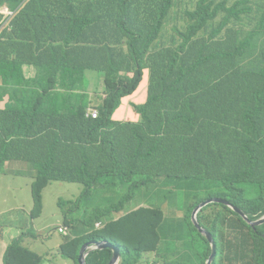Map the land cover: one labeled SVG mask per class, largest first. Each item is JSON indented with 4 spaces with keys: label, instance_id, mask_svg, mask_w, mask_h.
I'll return each mask as SVG.
<instances>
[{
    "label": "trees",
    "instance_id": "obj_1",
    "mask_svg": "<svg viewBox=\"0 0 264 264\" xmlns=\"http://www.w3.org/2000/svg\"><path fill=\"white\" fill-rule=\"evenodd\" d=\"M253 1L229 8L226 0H0V8L13 12L9 18L0 14V21L8 22L0 25V133L5 136L0 162L39 166L31 183L33 215L42 210L43 189L55 182L130 184L132 195L144 186L163 194L176 211L170 195L180 193L184 217L177 221L182 236L175 234V241L184 234V241L197 242L201 264L213 252L191 217L201 203L222 198L252 221L264 217V68L244 95L236 77L254 73L264 60V22L253 21L258 27L243 31L233 26ZM115 19L123 27L113 26ZM252 39L263 45L260 60L246 58L259 49H251ZM153 44L166 48L157 56L148 54ZM86 68L105 78L97 119L85 115V91L74 93ZM136 91L146 94L143 103L130 104L138 122L113 120L122 98ZM72 96H77L73 104ZM54 115L68 116L54 120ZM102 140L107 145L99 152L95 147ZM76 141L94 149L86 156L97 170L90 165L83 175L67 160ZM116 174L119 179L110 178ZM241 182L256 194L247 196L238 188ZM102 204L90 215L91 232L66 238L63 259L79 264L81 246L101 241L119 249L120 264H146L150 253L160 264H176L162 258L168 246L159 232L168 220L162 209H139L115 219V199ZM79 207L77 200L61 212L63 225L75 226L71 217ZM197 220L214 239L212 264H264V225L251 227L220 203L207 206ZM98 222L101 228L95 227ZM194 230L202 239L191 236ZM11 241L4 264L40 262L19 238ZM98 253L91 251L97 255L92 263L87 256L86 264H108L111 251Z\"/></svg>",
    "mask_w": 264,
    "mask_h": 264
},
{
    "label": "rangeland",
    "instance_id": "obj_2",
    "mask_svg": "<svg viewBox=\"0 0 264 264\" xmlns=\"http://www.w3.org/2000/svg\"><path fill=\"white\" fill-rule=\"evenodd\" d=\"M57 0H55L56 2ZM194 1V0H193ZM9 13L7 10H4ZM123 19V18H122ZM253 21L264 22V7L257 11H249L244 9L243 12H240V19L234 22L233 26L236 30L243 31L247 30L250 26L251 29L253 27H258V25L252 24ZM1 26H7L3 19L0 21ZM113 26L123 27V23L119 20L114 21ZM264 41V39H263ZM251 49L255 48H263V45L258 42L256 39H252ZM166 47H161L159 45L153 44L148 47V54H152L157 56L158 53ZM256 57H259V53H256ZM247 60L251 59V54L248 55ZM251 61V60H250ZM4 61L0 59V65ZM264 68V60L261 63H258L254 70V73L244 76L241 78V82L245 89L241 93L245 94V91L253 89L256 85L255 78L259 75ZM27 74L31 75V70H26ZM146 70H144V73ZM252 72V71H251ZM260 72V73H259ZM250 73V72H249ZM34 74V73H33ZM238 77V75H236ZM104 80L105 78L100 75H94L91 73L89 68H86L84 74L82 76V81L79 85L74 87V93L80 94L85 91L86 95L82 100L85 115L91 117L92 110H96L99 116V111L97 108L91 107L94 104L95 98L101 102L105 98L104 90ZM68 86L63 87V90H67ZM102 86V92L99 89ZM99 93H98V92ZM251 91V90H250ZM130 96V95H129ZM127 96V97H129ZM77 96H72L70 99V103L73 104L77 98ZM122 98L121 104L124 106L125 98ZM0 107H3V103L0 104ZM116 111V110H115ZM114 111V112H115ZM63 116L68 115H54V120H58ZM79 119H83V115H79ZM264 134V132H263ZM4 134L0 133V139H4ZM63 142H60L62 144ZM65 144L63 143V146ZM107 145V141H100V146L104 147ZM15 148L19 147V142L14 144ZM86 146L81 141H76L72 144L71 155L67 160L75 166L79 172L83 175L86 174L88 167L93 164L91 163L86 156ZM139 155H142V152H139ZM22 163V162H21ZM20 165L18 161H13L9 165L6 163L0 162V215H3L4 218L0 217V223H2L3 219H5L6 224L11 223L13 221V226L10 227L11 235L14 238H19L20 242L23 244H28L29 249L32 252H35L37 255L41 256V263L36 262L35 264H46L48 259L52 258L51 255V247L57 243L63 242L64 237L68 234L72 233L71 229H67L65 226H60L66 229L65 234H59L57 223L59 221V214L63 212V210L70 209V203L76 202L79 200V210L74 211L71 217L73 221L72 224L75 226H81L84 230V233L88 234L92 231L91 224L89 222L90 215L94 209L95 205H100L103 203V198L108 196L112 189L116 187H120L122 185H110L109 181H105L104 184H95L84 186L83 184L76 183L68 184V183H60L55 182L46 186L42 191V210L39 215H33V193H32V177L38 171L39 166L37 164L27 165L22 163ZM96 165V163H95ZM6 171V172H1ZM117 174H121L116 172ZM111 176L110 178L119 179V175ZM124 187L127 186L123 185ZM144 187V186H143ZM239 189L244 190L245 194L249 197H253L256 194V190L252 188L251 184L240 183L238 186ZM172 199L170 202L177 207V211L169 206L168 201L165 199L163 194L159 193H136L134 201L135 203H140L141 198H143L144 202L149 208L162 209L164 212V218L168 219L163 224V229L159 231L162 235V240L168 243V246L163 250V261L174 262L176 264H201L203 261V256L198 257V252L201 253L200 245L195 242L192 238L189 239L188 242L184 241L183 237L186 235L183 234L182 238H179L175 241V234L182 236V233L178 228V220H181L184 217V207L179 204L178 198L179 195H170ZM149 198H153L151 201ZM177 199V200H176ZM133 201V195H120L118 201L115 206H125L129 202ZM172 204V203H170ZM217 204V203H216ZM135 204L129 203V206L125 208L128 210L131 206ZM116 208V207H115ZM117 210V208H116ZM115 210V211H116ZM18 212H22L20 215H16ZM173 214L172 217H168V215ZM194 214V212H192ZM193 214H191L193 220ZM199 215V213H198ZM62 216V214H61ZM117 216V215H116ZM31 217L33 219L31 220ZM63 219V216H62ZM194 222V220H193ZM195 224V222H194ZM197 227V225L195 224ZM199 230V228L197 227ZM99 230V229H96ZM5 232V229L0 228V235ZM199 232L203 234L200 230ZM198 231L194 230L191 236H196L197 240L202 239V235ZM252 233V231H250ZM204 235V234H203ZM64 236V237H63ZM190 236V235H188ZM169 240H174L176 244H173V241L169 243ZM246 240H250V237H246ZM97 242V241H95ZM101 242V241H99ZM12 242L9 240L8 246L11 245ZM87 244V243H86ZM85 245V244H84ZM82 245L81 247H83ZM81 249V248H80ZM64 250H67L64 249ZM103 250L110 249H101L92 252H99L100 254ZM91 253V252H90ZM89 253V254H90ZM80 254V250H79ZM89 256V260L91 263L93 262V258L96 257L97 254H91ZM79 256V255H78ZM86 256V258H87ZM112 258V251H111ZM145 261L146 264H153V261L157 260L158 264L161 263L154 253H150ZM111 260V259H110ZM121 261V259H120ZM120 261L118 264H120ZM209 261V260H208ZM206 262V264L208 263ZM109 263V262H108ZM61 264V263H58Z\"/></svg>",
    "mask_w": 264,
    "mask_h": 264
},
{
    "label": "crops",
    "instance_id": "obj_3",
    "mask_svg": "<svg viewBox=\"0 0 264 264\" xmlns=\"http://www.w3.org/2000/svg\"><path fill=\"white\" fill-rule=\"evenodd\" d=\"M239 1H241V0H226L227 7L231 8L236 2H239ZM263 5H264V0H260V1L254 0L253 2L249 3L247 7H248L249 11H257ZM256 53H259V57H256ZM261 56H262V50L259 48L254 54L251 55V59L250 60L251 61L260 60ZM92 74L94 75V77H96V75H99L98 72H94ZM238 78L241 79V77H239V76H238ZM99 89L102 92V86ZM59 90L61 91L62 89H59ZM145 98H146V94H145L144 91H136L135 93H133L129 97L125 98V102L126 103L124 104V110L121 113L118 114L117 112L120 110V108L122 106L119 109H117L112 115L113 120L118 121V122H126V121L138 122L139 118L137 116H135V114L131 111L130 104L131 103H136V104L143 103L145 101ZM4 101H6V99ZM78 101L80 102L81 99H78ZM98 104H99V100H98V102L96 104H94L91 107L97 108ZM95 148H97V150L99 152H101L103 147L98 145ZM86 151H87V154L90 157H92L94 152H95L94 149H92L90 147L86 148ZM98 166H99L98 164H96V165L95 164H91V171L97 170ZM99 168L103 169V166L99 167ZM130 169H131V167L127 163V165L124 167V170L126 171L127 174L130 172ZM129 186H130V184H128L126 187H124V186L116 187L114 189L115 193L114 194H112V193L108 194V196H105L103 198V200L106 199V198H113V199H115V202H117L120 195H132L130 190H129ZM213 188L214 187L211 186L208 190H211ZM204 190H206V189H204ZM151 191L155 192V193H158L156 189L145 190L144 187L134 188L133 201L129 202V203H133L135 205L131 206L128 210H126V212H125V208H127L129 206V203L127 205H125V206H120V204L117 205V206L114 205L117 208V210L114 212L115 213V219H117L118 217L123 216V215H125V214H127L129 212H133V211L135 212V211H138L139 209L149 208L146 205V203L144 202L143 198H141V202L138 203V204L135 203L134 198H135V194L136 193H148V192H151ZM180 197H182L181 194H180ZM181 206H182V204H181ZM99 207L103 208L105 206L103 204H100ZM20 214H22V212H18L16 215H20ZM0 217L4 218L3 215H0ZM32 219H33V217H31V220ZM197 222H198V220H197ZM11 223L12 224H10V223L6 224L5 219H3L2 223H0V226H2L1 228L5 229V232L0 235V264H4L3 263V256H4V253H5L6 249H7V247H8L9 240L17 239V238H14L13 236H10L11 232H10L9 229H10V227L13 226V221H11ZM61 224L63 225V219H62V216H61V213H60L59 214V221L57 223V229H58V227L62 226ZM63 226H65V225H63ZM65 227L68 230L71 229L72 233L68 234L66 237L63 236L64 237L63 242L57 243V244H55L54 246H52L50 248L51 249L52 258L48 259L46 264H58V263H61V264H73L72 261H67V260H65V259H63L61 257L60 247L65 243L67 237H70L71 239H74V238H76L75 236L82 235L84 233V230L83 229H77V226H65ZM23 245L29 249L28 244L23 243ZM32 253L36 254L35 252H32ZM37 256L39 257L40 263H41V256H39V255H37ZM154 256H155V254H154Z\"/></svg>",
    "mask_w": 264,
    "mask_h": 264
},
{
    "label": "water",
    "instance_id": "obj_4",
    "mask_svg": "<svg viewBox=\"0 0 264 264\" xmlns=\"http://www.w3.org/2000/svg\"><path fill=\"white\" fill-rule=\"evenodd\" d=\"M215 203H220V204H224V205L228 206L233 211H235L237 214H239L242 217V219H244L251 227H258V226L264 225V217H262L258 221H252V220H250V218L246 215V213L242 209L232 205L229 201H227L225 199L212 198V199H208V200L204 201L203 203H201L194 211L193 220H194L195 224L197 225V227L199 228V230L209 239V241L211 242V245H212V250H213L212 256L210 257L207 264H212L213 260L215 259L216 245L214 243V239L211 236V234L206 232L203 228H201V226L197 222V216H198V213H200L204 208H206L207 206H209L211 204H215ZM101 249H110L112 251V258L108 264H118V262L121 259V254H120L119 249L110 243L99 242V241L91 242V243L88 242L83 247H81L79 258H78L79 264H86V256L91 251H96V250H101Z\"/></svg>",
    "mask_w": 264,
    "mask_h": 264
},
{
    "label": "built area",
    "instance_id": "obj_5",
    "mask_svg": "<svg viewBox=\"0 0 264 264\" xmlns=\"http://www.w3.org/2000/svg\"><path fill=\"white\" fill-rule=\"evenodd\" d=\"M4 10H7L9 13H7V12L4 11ZM0 14H2L4 18H9V17H11V16L13 15V12L10 11L8 7L3 6V7L0 8ZM3 21H5L6 24L8 23L6 20H3ZM91 117H92V119H97V118H98V113H97L96 110H92V112H91ZM95 227H96V228H101L102 225L98 222V223H96ZM58 232H59L60 234H65L66 229L60 227V228L58 229Z\"/></svg>",
    "mask_w": 264,
    "mask_h": 264
},
{
    "label": "clouds",
    "instance_id": "obj_6",
    "mask_svg": "<svg viewBox=\"0 0 264 264\" xmlns=\"http://www.w3.org/2000/svg\"><path fill=\"white\" fill-rule=\"evenodd\" d=\"M7 25V24H6ZM1 108V107H0ZM3 108V107H2ZM5 254V253H4ZM4 257V256H3Z\"/></svg>",
    "mask_w": 264,
    "mask_h": 264
}]
</instances>
